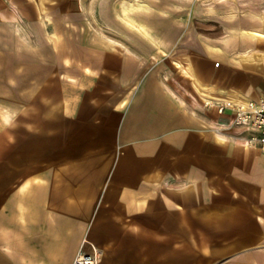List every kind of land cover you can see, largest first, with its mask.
<instances>
[{
  "label": "crops",
  "instance_id": "0c3cea01",
  "mask_svg": "<svg viewBox=\"0 0 264 264\" xmlns=\"http://www.w3.org/2000/svg\"><path fill=\"white\" fill-rule=\"evenodd\" d=\"M62 1L0 0V264H264V0Z\"/></svg>",
  "mask_w": 264,
  "mask_h": 264
},
{
  "label": "built area",
  "instance_id": "2783aa9c",
  "mask_svg": "<svg viewBox=\"0 0 264 264\" xmlns=\"http://www.w3.org/2000/svg\"><path fill=\"white\" fill-rule=\"evenodd\" d=\"M216 105L220 113L230 112L228 120L221 123L222 128L236 127L242 129L239 138L244 144L258 146L264 151V97L259 99L221 98ZM215 104L212 100L205 101V105ZM73 264H99L96 253L81 250Z\"/></svg>",
  "mask_w": 264,
  "mask_h": 264
},
{
  "label": "rangeland",
  "instance_id": "374dc122",
  "mask_svg": "<svg viewBox=\"0 0 264 264\" xmlns=\"http://www.w3.org/2000/svg\"><path fill=\"white\" fill-rule=\"evenodd\" d=\"M63 4H65V6L69 7H73L74 5H76L77 1L76 0H63L62 1ZM54 5L56 4L53 3ZM78 17V16H77ZM79 19V18H77ZM222 127L220 128H216L217 130H221ZM216 130V131H217ZM224 134L227 133L229 136H228V140H236V139H239L240 136H242V129L240 128H236V127H227V128H222ZM214 131V133L216 134L217 132ZM236 142V141H235ZM239 143V142H237Z\"/></svg>",
  "mask_w": 264,
  "mask_h": 264
},
{
  "label": "bare ground",
  "instance_id": "6f19581e",
  "mask_svg": "<svg viewBox=\"0 0 264 264\" xmlns=\"http://www.w3.org/2000/svg\"><path fill=\"white\" fill-rule=\"evenodd\" d=\"M43 9H46V6L45 5H43ZM65 29V28H64ZM69 29V28H68ZM164 30V29H163ZM78 33V32H77ZM70 44V43H69ZM73 44V43H72ZM75 48V47H74ZM185 57V56H184ZM181 58V57H180ZM191 58V57H190ZM51 60V59H50ZM193 60V59H192ZM182 61V60H181ZM184 61V60H183ZM183 65V64H182ZM187 68H188V66H187ZM194 71H196L195 69H194ZM197 72V71H196ZM199 73V72H198ZM202 75V74H201ZM205 79H207V78H205ZM203 81V80H202ZM198 88L200 89V91H202V92H206L205 91V89H206V87H203V85H201V84H199L198 83ZM205 86V85H204ZM234 99V98H233Z\"/></svg>",
  "mask_w": 264,
  "mask_h": 264
}]
</instances>
